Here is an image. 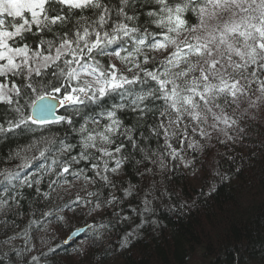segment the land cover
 Returning <instances> with one entry per match:
<instances>
[{
  "label": "snow or ice",
  "instance_id": "snow-or-ice-1",
  "mask_svg": "<svg viewBox=\"0 0 264 264\" xmlns=\"http://www.w3.org/2000/svg\"><path fill=\"white\" fill-rule=\"evenodd\" d=\"M261 128L264 0H0V257L48 264L57 247L37 251L33 225L62 227L69 212L94 217L122 206L139 189L116 179L126 167L154 180L213 135L225 146L256 144L264 156ZM254 156L228 157L240 162L233 174ZM74 181L75 198L64 200L58 186ZM151 193L132 209L141 220L120 248L159 224L146 218L157 210ZM25 203L33 219L17 231L8 217ZM122 212L76 229L77 254L106 264L105 235L132 219Z\"/></svg>",
  "mask_w": 264,
  "mask_h": 264
},
{
  "label": "trees",
  "instance_id": "trees-1",
  "mask_svg": "<svg viewBox=\"0 0 264 264\" xmlns=\"http://www.w3.org/2000/svg\"><path fill=\"white\" fill-rule=\"evenodd\" d=\"M162 58L156 54L158 61ZM259 131L264 133V128ZM200 144L203 146L196 150L186 149L185 160L169 161L167 170H157L154 180L151 176L140 179L131 166L116 177L139 184V189L138 195L127 198L119 206L123 208L122 215L132 219L117 223L111 229V235H105L103 245L109 250L106 264H264V156H261L259 146L251 142H246L247 147L225 146L217 142L215 135L208 141L200 139ZM250 151L255 153L251 166L238 175L233 174L240 162L237 160L234 164L228 157L243 154L247 158ZM187 160L192 161L189 167L184 166ZM217 172L229 174L230 179L222 181ZM73 183L75 187L58 186L57 193L64 200L75 198L80 181ZM150 186L149 198H158L153 200L157 210L146 218L158 219L159 224L144 225L141 234L127 249L120 248L125 233L140 223L141 217L132 209L143 208L144 189ZM89 190L94 189L90 187ZM110 191L114 190L105 189L106 194ZM80 194L84 195L83 192ZM116 194L121 195L120 192ZM119 207L110 206L94 217L74 216L69 212V219L62 227L55 220L51 223L42 221L43 227L38 230L33 225L37 251L57 247L54 256L49 254L48 264H94L91 253L87 256L77 254V245L83 243L81 239L67 244L63 241L74 229L85 226V222L91 226L94 219H114L112 213ZM47 210L41 208V212ZM29 213V205L25 203L22 215L8 217L10 222L16 220L15 230L24 229L33 219ZM35 218L39 219V214ZM12 231L9 225V234ZM2 239L3 228L0 227ZM23 242L21 237L15 244L23 245ZM58 243L62 246L58 247ZM10 255L17 259L14 253Z\"/></svg>",
  "mask_w": 264,
  "mask_h": 264
},
{
  "label": "water",
  "instance_id": "water-1",
  "mask_svg": "<svg viewBox=\"0 0 264 264\" xmlns=\"http://www.w3.org/2000/svg\"><path fill=\"white\" fill-rule=\"evenodd\" d=\"M83 227H85V226H83ZM79 228H82V227H79ZM76 229H78V228H76ZM76 229H74L68 236H67V238H68V240H69V242L68 243H70V242H73V234L75 233V230ZM77 240V239H76ZM75 240V241H76Z\"/></svg>",
  "mask_w": 264,
  "mask_h": 264
},
{
  "label": "rangeland",
  "instance_id": "rangeland-1",
  "mask_svg": "<svg viewBox=\"0 0 264 264\" xmlns=\"http://www.w3.org/2000/svg\"><path fill=\"white\" fill-rule=\"evenodd\" d=\"M77 240H78V239H77ZM77 240H76V241H77ZM76 241H74V242H76Z\"/></svg>",
  "mask_w": 264,
  "mask_h": 264
}]
</instances>
